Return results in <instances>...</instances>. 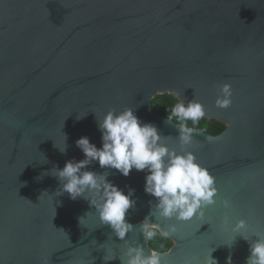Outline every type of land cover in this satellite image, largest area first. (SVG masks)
Returning a JSON list of instances; mask_svg holds the SVG:
<instances>
[{"label":"water","instance_id":"1","mask_svg":"<svg viewBox=\"0 0 264 264\" xmlns=\"http://www.w3.org/2000/svg\"><path fill=\"white\" fill-rule=\"evenodd\" d=\"M225 83L231 104L220 108ZM169 92L201 102L224 131L195 128L182 147L178 123L152 109ZM129 107L170 148L192 151L217 192L203 217L165 218L144 171L125 177L92 163L135 189L126 220L136 228L122 241L44 173L83 159L81 136L100 147L97 120ZM145 217L176 226L161 264H208L214 249L218 264H245L249 243L232 227L244 220V235H264V0H0V264H121L129 244L153 249L137 227Z\"/></svg>","mask_w":264,"mask_h":264},{"label":"clouds","instance_id":"2","mask_svg":"<svg viewBox=\"0 0 264 264\" xmlns=\"http://www.w3.org/2000/svg\"><path fill=\"white\" fill-rule=\"evenodd\" d=\"M220 95L216 104L220 108H227L231 104V86L227 83L220 86ZM174 104L170 112L167 109V121L175 120L178 139L181 146L189 145L193 141L194 126L206 118V110L201 102L192 99L185 101L175 93L169 92ZM84 116L78 117L77 120ZM98 130L101 132V146L97 147L88 136H81L76 146L82 151L84 158L69 159L64 166L53 167L50 173L60 184V195L67 193L71 200L83 198L94 207L102 225L109 226L116 237L125 241L126 234L136 227L126 220V213L135 207V189L127 186V192L108 179V171L97 172L89 169V165L97 162L100 169H114L127 177L133 169L145 172L144 192L156 198L158 214L165 218H175L187 221L194 216L204 215V209L215 203L217 188L215 177L210 170L201 165L192 151L170 148L162 142V135L156 124L142 121L134 108H125L117 112L115 109L107 111L102 120H97ZM67 136L65 134L64 148L56 147L62 154L66 153ZM151 204V201H150ZM229 207V202H224ZM152 216V210L150 211ZM82 216L78 217L81 226ZM141 233L145 240L159 236L169 239L177 229L169 225L161 229L149 222V218L141 222ZM246 221L239 220L232 227L242 239L249 243V255L245 264H264V235L254 234L248 237L243 234ZM233 240L231 248L235 242ZM215 251V249L213 250ZM212 251V252H213ZM209 256L208 264H218ZM105 260L110 261L115 259ZM121 264H161L160 253L153 248L146 252L139 244H129L123 257H119ZM231 256L228 257V262ZM186 264H192L191 261Z\"/></svg>","mask_w":264,"mask_h":264},{"label":"trees","instance_id":"3","mask_svg":"<svg viewBox=\"0 0 264 264\" xmlns=\"http://www.w3.org/2000/svg\"><path fill=\"white\" fill-rule=\"evenodd\" d=\"M174 101L168 94H158L152 101V109L156 114L167 117V109L170 112L171 106ZM175 121V120H174ZM176 122V121H175ZM176 123H179L178 121ZM195 128H201L213 135H217L224 131L226 125L218 120L209 121L207 118L200 121ZM149 244L152 248L157 251H167L173 245V241L169 239H162L159 236L154 237L149 240Z\"/></svg>","mask_w":264,"mask_h":264}]
</instances>
